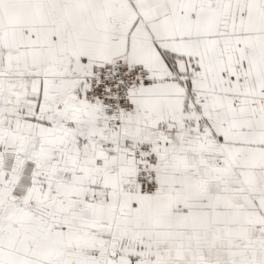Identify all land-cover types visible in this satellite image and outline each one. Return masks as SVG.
<instances>
[{
    "label": "snow or ice",
    "instance_id": "snow-or-ice-1",
    "mask_svg": "<svg viewBox=\"0 0 264 264\" xmlns=\"http://www.w3.org/2000/svg\"><path fill=\"white\" fill-rule=\"evenodd\" d=\"M0 264H264V0H0Z\"/></svg>",
    "mask_w": 264,
    "mask_h": 264
}]
</instances>
